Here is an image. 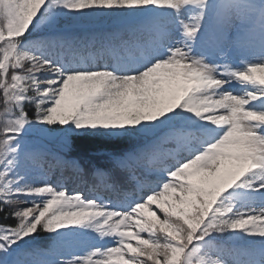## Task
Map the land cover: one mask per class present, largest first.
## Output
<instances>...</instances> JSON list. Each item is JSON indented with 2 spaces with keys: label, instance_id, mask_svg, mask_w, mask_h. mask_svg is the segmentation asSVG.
Listing matches in <instances>:
<instances>
[{
  "label": "snow or ice",
  "instance_id": "snow-or-ice-1",
  "mask_svg": "<svg viewBox=\"0 0 264 264\" xmlns=\"http://www.w3.org/2000/svg\"><path fill=\"white\" fill-rule=\"evenodd\" d=\"M0 264H264V0H0Z\"/></svg>",
  "mask_w": 264,
  "mask_h": 264
}]
</instances>
